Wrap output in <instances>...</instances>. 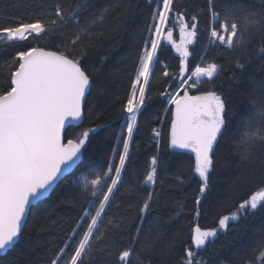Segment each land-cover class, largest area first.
Wrapping results in <instances>:
<instances>
[{
    "label": "trees",
    "instance_id": "obj_1",
    "mask_svg": "<svg viewBox=\"0 0 264 264\" xmlns=\"http://www.w3.org/2000/svg\"><path fill=\"white\" fill-rule=\"evenodd\" d=\"M58 3L66 15L79 5V24L69 23L62 31L38 43L55 50V45L74 39L80 27L90 25L89 32L82 34L81 42L75 47L77 53L83 47V62L93 74L94 85L87 98L84 122L78 128L71 127V131L74 134L91 128L96 131L90 134L88 151L81 164L44 203L32 208L22 241L0 258V264H52L58 255L61 256L60 264H64L67 255L61 254L60 249L65 242L73 248L76 246L69 237L80 222L89 197L81 189L70 187L69 182L89 169L98 173L104 166L106 171L107 162L114 157L113 148L122 151L117 137L124 135L126 138L123 105L134 79L142 37L147 38L144 29L151 25V13L157 9V3L151 0H0V24L8 23L10 18L34 19L41 13H52ZM237 5L247 12L264 10V0H219L217 10L221 20L226 14L231 15ZM205 6L206 0H174L175 11H187L198 17L201 32L212 26ZM105 8L109 9V14L103 22L92 24L93 18ZM238 15L243 19V13ZM178 31V28L174 30L177 43L180 40ZM164 43L162 64L156 66L148 92L150 99L137 115L138 127L129 146V176L118 186L106 214H102L83 264H118V251L128 247L133 249L131 264H180L185 248L190 244V229L196 223L203 227L215 226L218 217L234 210L233 202L255 187L264 173V145L255 147L247 159L242 158L243 147H237L248 131L245 121L251 101L264 98V88L259 86L264 82V54L259 52L264 45V36L254 33L247 38L244 49H230L227 45L210 43L205 33L189 49L193 52L195 48L190 56L193 69L197 64L206 66L209 62L222 68L214 80L200 83L190 90L191 94L213 89L226 98L229 113L227 131L214 157L210 190L201 200L198 220L194 219L200 183L194 173L195 157L168 147L172 105L167 96L160 93L172 89L168 88L171 81L165 83L167 78L161 69L167 64L165 70L176 76L179 54ZM12 47L0 39V86L7 80L10 70L7 65L14 55ZM238 63L243 64V68L237 67ZM154 130L161 133L159 138L154 139ZM157 154L160 160L157 181L148 186L144 184V177L150 168L151 157ZM115 162L118 164V159ZM132 168L136 169L135 173ZM93 178L94 175L88 176L89 180ZM148 193H154L152 206L150 211L141 214L139 206ZM141 215L142 220L139 219ZM137 229H140L139 233ZM261 240H264V214L258 213L230 223L228 230L219 234L200 256L206 264H248L245 258Z\"/></svg>",
    "mask_w": 264,
    "mask_h": 264
},
{
    "label": "snow or ice",
    "instance_id": "obj_2",
    "mask_svg": "<svg viewBox=\"0 0 264 264\" xmlns=\"http://www.w3.org/2000/svg\"><path fill=\"white\" fill-rule=\"evenodd\" d=\"M157 3V9L151 13L152 23L144 31L142 46L136 57L137 66L131 83L127 102L123 105L122 118L126 124V138L117 137L122 151L113 148L114 157L107 162L104 171L97 173L89 169L70 180V187L79 188L89 197L83 209L80 222L73 229L69 240L76 243L73 248L65 242L60 249L66 254L64 264H83V258L90 247L91 239L98 230L102 214L111 206L112 197L118 186L129 176L131 155L130 143L137 130V115L150 99L148 92L156 66L162 64L165 43L171 45L179 54V73L176 76L165 70L168 88L163 91L170 104L171 113L168 147L172 150H188L194 154V173L199 178L198 195L194 219L201 215L199 206L210 190V182L215 168L214 157L221 138L227 131L228 108L226 98L213 89L202 90L199 94H190L200 83L211 82L222 70L215 62L206 66L197 64L191 67L189 46L200 41L208 34L212 44L227 45L230 49H244L247 38L254 33L264 36V10L247 12L237 5L231 15L217 10L219 0H206L204 11L212 22L210 28L201 32L196 15L187 11H175L174 0H151ZM81 7L65 14L58 3L49 14L41 13L34 19L10 18L8 23L0 24V39L12 45L14 55L8 63L9 72L6 83L0 86V252L14 250L23 239L25 219L32 206L44 203L49 193L61 182L68 180L73 170L88 151L89 137L96 129L91 128L74 134L71 122L79 121L85 115L87 97L94 85L92 72L84 63L85 53L76 45L81 42L82 34L90 30L83 25L75 38L68 43L63 41L55 45V50L42 46L38 41L50 38L51 34L62 31L72 22L79 24ZM238 13H243V19ZM109 9L97 14L92 24L103 22ZM54 17V18H53ZM187 17V19H186ZM178 28L180 40L176 42L174 30ZM63 48V50H61ZM264 54V45L259 49ZM203 59V57H201ZM243 68V64L237 65ZM264 88V82L259 85ZM245 124L248 131L243 134L240 144L243 159L257 146L264 145V98L253 99L251 110L246 113ZM66 122L68 126L66 127ZM154 139L161 133L155 131ZM159 140L157 139V144ZM118 159V164L115 160ZM160 160L153 155L150 168L144 177V184H156ZM136 169L132 168V173ZM89 175L95 178L88 179ZM154 193H148L147 199L139 206L141 214L150 211ZM182 209V205H180ZM234 210L218 217L213 227H203L199 223L190 229V244L180 264H206L200 252L214 243L219 234L226 232L230 223L248 216L264 214V173L259 182L239 201L233 202ZM93 211L95 214L93 215ZM139 219H143L141 215ZM90 221V223H89ZM86 229V230H85ZM140 229H137L139 233ZM79 237L78 242L76 238ZM134 242V241H133ZM118 264H131L133 249L128 247L118 251ZM248 264H264V240L255 244L251 255L246 257ZM58 255L52 264H60Z\"/></svg>",
    "mask_w": 264,
    "mask_h": 264
},
{
    "label": "water",
    "instance_id": "obj_3",
    "mask_svg": "<svg viewBox=\"0 0 264 264\" xmlns=\"http://www.w3.org/2000/svg\"><path fill=\"white\" fill-rule=\"evenodd\" d=\"M190 46H192V45H190ZM189 46V47H190ZM92 89V88H91ZM91 92V91H90ZM90 94V93H89ZM89 94H88V96H89ZM88 98V97H87ZM174 110V106H172V111ZM84 119H85V116H83L82 117V119L81 120H79V121H72L71 122V127H74V128H78V127H80L82 124H83V122H84ZM68 126V124H67V122H66V127ZM173 151H176V152H183V153H191L190 151H188V150H173ZM191 154H193V153H191ZM194 155V154H193ZM83 161V157H82V159H81V161L78 163V166L81 164V162ZM77 166V167H78ZM77 167L73 170V172L77 169ZM73 174V173H72ZM56 189V188H55ZM54 191V190H53ZM53 191H51L50 193H49V195L45 198V200H47L50 196H51V194L53 193ZM44 200V201H45ZM35 206H32L31 207V210H32V208H34ZM30 214V213H29ZM29 214L26 216V219H25V226H26V224H27V220H28V217H29ZM11 251V250H10ZM9 252V251H8ZM7 252V253H8ZM7 253H2V252H0V258L1 257H4Z\"/></svg>",
    "mask_w": 264,
    "mask_h": 264
},
{
    "label": "rangeland",
    "instance_id": "obj_4",
    "mask_svg": "<svg viewBox=\"0 0 264 264\" xmlns=\"http://www.w3.org/2000/svg\"><path fill=\"white\" fill-rule=\"evenodd\" d=\"M190 49V48H189Z\"/></svg>",
    "mask_w": 264,
    "mask_h": 264
}]
</instances>
